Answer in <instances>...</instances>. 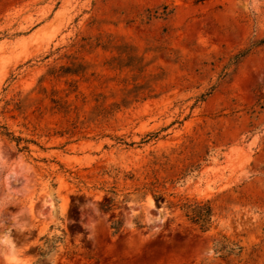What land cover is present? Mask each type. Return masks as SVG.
Returning <instances> with one entry per match:
<instances>
[{"label": "rangeland", "instance_id": "obj_1", "mask_svg": "<svg viewBox=\"0 0 264 264\" xmlns=\"http://www.w3.org/2000/svg\"><path fill=\"white\" fill-rule=\"evenodd\" d=\"M0 125V264H264V0H0Z\"/></svg>", "mask_w": 264, "mask_h": 264}, {"label": "trees", "instance_id": "obj_2", "mask_svg": "<svg viewBox=\"0 0 264 264\" xmlns=\"http://www.w3.org/2000/svg\"><path fill=\"white\" fill-rule=\"evenodd\" d=\"M2 128L6 130H1ZM0 132L2 134H5L7 136H10L11 138H14L13 134L11 132L7 131V127L0 125ZM17 140H20L21 138H16ZM183 208L186 212V215L196 224H199L201 228L204 230L210 226L212 217L214 215L213 206L210 202V200H207L205 202H195V203H184ZM118 228L117 226H115ZM46 241V243H49L51 247L55 246V243L57 241L62 240L61 237L55 236L53 238H48L47 236L43 237ZM215 251H219L223 253V256H230L233 252L232 250H228L225 245L217 246L215 248ZM47 254V251H43L41 253L42 256H45ZM42 259H39L35 264H38L41 262Z\"/></svg>", "mask_w": 264, "mask_h": 264}]
</instances>
